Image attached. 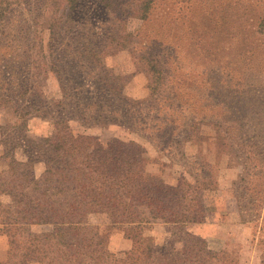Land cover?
Listing matches in <instances>:
<instances>
[{"label":"rangeland","instance_id":"374dc122","mask_svg":"<svg viewBox=\"0 0 264 264\" xmlns=\"http://www.w3.org/2000/svg\"><path fill=\"white\" fill-rule=\"evenodd\" d=\"M76 7L69 11L68 0H0V160L26 161L42 139L60 133L94 136L97 145L134 141L146 151L145 170L170 185L184 177L205 215L204 223L183 230L155 224L147 235L154 237L159 257L195 242L209 254L198 264H261L264 0H156L146 20H119L98 0ZM58 8L61 26L52 40ZM81 33L104 50L115 41L104 62L126 97L147 101L143 108L149 109L151 121L144 138L118 125L53 123L66 116L55 106L63 97L48 46L52 40L56 56L68 36ZM202 163L211 165L213 179L202 173ZM43 171L37 161L35 176L40 179ZM194 177L216 186L203 190ZM89 222L107 233V216L91 215ZM221 222L229 227L219 230L216 223ZM48 230L52 227L20 226L19 238L28 243ZM113 233L125 237L114 230L110 243ZM5 246L8 256V239L0 235V259ZM112 247L119 257L127 252Z\"/></svg>","mask_w":264,"mask_h":264},{"label":"trees","instance_id":"16d2710c","mask_svg":"<svg viewBox=\"0 0 264 264\" xmlns=\"http://www.w3.org/2000/svg\"><path fill=\"white\" fill-rule=\"evenodd\" d=\"M68 1L69 11H74L86 0ZM155 1L98 0L119 20H146ZM59 10L51 26L52 40L61 26ZM81 34L68 36L56 56L52 40L48 46L50 68L58 75L63 97L55 106L66 116L53 123L74 120L89 126L118 125L144 138L151 121L149 109L143 108L147 101L126 97L104 62L115 41L104 50L103 44ZM153 70L157 75V68ZM148 139L153 140L149 135ZM97 141L94 136L60 133L42 139L35 153L28 151L26 161L0 160V235L8 239L7 260L0 264H198L207 260V249L195 242L184 251L159 257L154 237L147 235L157 223L183 230L205 222L198 194L186 179L170 185L148 173L143 165L146 151L134 141L115 139L100 145ZM37 161L44 164L40 179L34 173ZM200 170L214 178L210 164L202 163ZM194 178L203 190L216 186L214 181L202 178L200 183ZM95 214L108 217L106 234L89 222ZM20 226L52 230L24 243L19 238ZM114 230L123 231L133 243L122 257L109 249Z\"/></svg>","mask_w":264,"mask_h":264},{"label":"crops","instance_id":"0c3cea01","mask_svg":"<svg viewBox=\"0 0 264 264\" xmlns=\"http://www.w3.org/2000/svg\"><path fill=\"white\" fill-rule=\"evenodd\" d=\"M218 215V214H217ZM105 216V215H104ZM217 224V227L218 229L220 230H224L226 227H229L228 224L226 223H216ZM116 240V242H115ZM111 247L112 245H114L115 249L114 250H117L118 252H123V251H128V250H131L132 249V242L128 239H126L124 237V235L120 234V233H113L112 236H111ZM113 249V247H112ZM7 259V247L5 246L4 247V253L2 255V258L0 259V261H5Z\"/></svg>","mask_w":264,"mask_h":264}]
</instances>
